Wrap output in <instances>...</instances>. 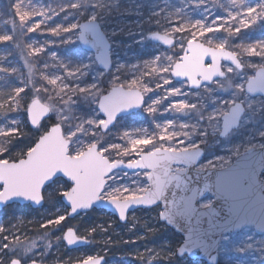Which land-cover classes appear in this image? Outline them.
<instances>
[{
  "label": "snow or ice",
  "instance_id": "obj_1",
  "mask_svg": "<svg viewBox=\"0 0 264 264\" xmlns=\"http://www.w3.org/2000/svg\"><path fill=\"white\" fill-rule=\"evenodd\" d=\"M13 13V30L18 18L21 31L29 33L63 13V22L47 31L61 44H79L84 51L68 62L60 60V74L43 75L45 84H32L31 97L27 84L9 94L7 106L25 112L27 122L0 125V205L23 200L42 206L52 199L47 189L54 178L63 179L57 192L70 207L67 215L100 202L125 221L130 207L154 208L157 222L178 236L163 250L169 264L186 257L195 258L194 264H220L221 244L244 234L246 242L236 251L245 253L253 248V231L261 237L257 247L264 254V40L232 43L242 30L264 25V0H60L55 7L15 0ZM117 16L136 19L113 27ZM116 36L154 41L175 51L145 61L144 71L137 64L130 69L113 65ZM14 39L0 35V42ZM29 47L30 56L46 51L44 46ZM56 56L52 53L54 60ZM8 72L0 67V73ZM145 76L154 78L157 89L172 85L173 78L181 87L164 88L163 96L146 99L154 89ZM170 97L182 98L162 108ZM139 109L156 121L152 130L125 129L121 143L110 142V128L123 127L121 122ZM161 111L173 118L161 123L156 120ZM52 116L50 126L41 123ZM28 125L37 135L26 151L11 155L14 141L30 135ZM98 130H103L99 136ZM241 131L250 139L231 143ZM210 147L221 148L222 154L202 161ZM117 170L130 182L118 183ZM65 220V214H58L41 227H58ZM9 230L0 225V233ZM96 232L92 228L81 237L68 227L57 239L67 246L87 244ZM4 241L9 236L0 241V264H43L51 248L46 245L38 261L35 240L27 246L19 236ZM76 264L106 261L96 253L83 255Z\"/></svg>",
  "mask_w": 264,
  "mask_h": 264
},
{
  "label": "rangeland",
  "instance_id": "obj_2",
  "mask_svg": "<svg viewBox=\"0 0 264 264\" xmlns=\"http://www.w3.org/2000/svg\"><path fill=\"white\" fill-rule=\"evenodd\" d=\"M15 0H12V8ZM32 0H24L25 4L31 3ZM39 3L45 5H51L55 7L60 0H38ZM134 0H124V3L131 4ZM213 0H210V4ZM247 3L255 4L257 0H246ZM223 3L227 4L228 0H223ZM217 14L223 15L224 12L221 9H215ZM195 18H199L198 13H193ZM17 19L18 26L15 27L13 30L12 25L10 30L5 29L3 25H0V35L9 34L15 37L12 41L7 42H0V67H8L9 72L8 74L0 73V104L5 105L3 108H0V125L11 124L14 120L23 122V118L19 115L18 111H13L9 108L8 105V96L9 94H14L13 90L16 87H26L27 95L31 97L35 92V87H40L42 84H45L46 81L42 79L43 75H59L60 72L58 71L56 65L59 63L60 60H64L68 62L73 57L77 56L79 53H82L84 49L81 45H64L61 44L59 38L53 36L49 31L48 28L56 26V24L63 22L64 14L61 13L57 16L54 20L50 21L48 25L42 26L41 30L29 33L25 28L23 31L19 28V20ZM40 19L39 17L34 18L31 23H35L36 20ZM135 16H124L115 18L113 27H122L128 21L135 20ZM211 18H209L210 22ZM134 27V25H133ZM149 35L150 33H146ZM178 37L180 34H175ZM220 36H226V33L221 32L218 34ZM114 39L117 41V44L113 48L112 54V62L113 65L116 63H123L131 68L132 64L140 65V71H144L143 65L145 61L154 59L157 54L161 56H165L171 54L175 49H166L158 44H155L152 41H145L144 43H139L136 38L128 37V36H116ZM259 40H264V25L257 24L256 26L250 29H244L241 31L240 34L232 38V43H254ZM9 43V44H6ZM32 47H40L44 46L46 51L42 52L38 55L30 56L29 52L31 51ZM52 53H57L55 60L52 57ZM256 60L257 58H252ZM45 63L48 64V67L45 68ZM114 71V68L112 69ZM127 72L128 69H125ZM139 72H137V75ZM110 76L106 77V80L109 79ZM130 78V76H129ZM145 81L149 82V86L154 89L152 93H148L146 99L151 97V99H155L159 96H163L164 88L167 87H181V84L173 78L172 85L164 86V88L157 89L155 87V80L152 77L145 76L143 78ZM31 81V82H29ZM162 83V82H161ZM32 84L35 87H32ZM10 85H14L13 88L10 89ZM51 87V86H49ZM186 90V89H185ZM25 95V94H24ZM40 98L42 102H46L47 96L43 92L40 93ZM182 97H170L168 100L164 101L163 107H167L169 103L174 100H179ZM150 102V101H149ZM5 116L7 119H5ZM173 118L172 114H164L162 111L157 113L156 120L160 121L161 123L166 122L168 119ZM53 121L55 120V116H52ZM27 120V119H26ZM155 120L153 117L150 116L147 112L140 109L139 111L135 112V115L128 116L126 120L122 121V125H117L116 127L110 128V130L106 134V138L110 142L114 143H121L119 137L122 135L125 129L132 130L136 128H147L150 131L154 127ZM49 126V125H48ZM243 127V126H242ZM246 131V130H244ZM244 131H241L237 137L231 142L236 143L241 139H250V137H245ZM101 130L97 131V136L101 134ZM214 154H222L221 148L219 147H210L205 150V155L202 158L206 160L210 158L211 155ZM118 175L122 178L118 180V183H129L128 177L124 176L123 171H118ZM63 180H56L55 183L50 185L47 189L48 192L52 193V199L49 200V203L45 210L42 211L43 215H46V218L54 219L58 214H65L67 215V209L63 207H59L57 203V189L61 186ZM18 212L23 213V215L19 216L16 215ZM27 208L17 209L16 207H12L9 210V213L12 218L15 220V225L18 223H22V219L27 217L28 214ZM110 215L108 213H105ZM148 216V215H147ZM44 217V216H43ZM150 219L153 217L152 214L148 216ZM1 218L0 217V225H1ZM100 222H104V218H102ZM114 219H116L113 215H110V219L108 223L109 226H114V231L118 230V227L114 225ZM107 220V219H106ZM85 220H80L79 222H70L66 224V227H73L74 229L78 230V234L83 237H87L88 235L85 233V229L82 228V223L85 224ZM101 224V223H100ZM102 226V225H99ZM53 233L48 236L46 239L43 237L37 238H24L21 235H17L16 231H12L9 236V241H13L15 236H19L20 241L23 242L26 246L33 240L37 243L36 249V256L34 257L38 261L41 259L40 253L45 250L46 245H51L50 250L47 251V254L43 257V263H46L48 260L51 263L57 262L60 259L63 260H77L81 258L83 255L86 254H96L99 253V247L95 244L90 245L88 248L69 251L66 249L62 240H58V237L62 236L63 229L59 231V226H52ZM104 231V230H103ZM100 231V232H103ZM247 231V230H246ZM100 234V233H99ZM254 237L252 243L253 248L248 249L245 253H238L236 251V247L240 246L241 244L246 242L245 235L241 234L240 236H233V238L226 242L222 243L220 246L219 251V262L220 264H264V254L259 251L257 247L261 237L255 231L251 233ZM101 236V234H100ZM23 237V238H22ZM3 240V237H0V241ZM91 240V239H90ZM93 241V240H91ZM100 241V240H99ZM112 256V255H111ZM61 257V258H60ZM60 258V259H59ZM155 259V255H151L144 259L140 258V261L137 264H148L149 261H153ZM144 262V263H143ZM182 262H186L187 264H194V260L185 258ZM49 263V262H47ZM106 264H135L133 260H128L124 257H110L109 260L106 261Z\"/></svg>",
  "mask_w": 264,
  "mask_h": 264
},
{
  "label": "trees",
  "instance_id": "obj_3",
  "mask_svg": "<svg viewBox=\"0 0 264 264\" xmlns=\"http://www.w3.org/2000/svg\"><path fill=\"white\" fill-rule=\"evenodd\" d=\"M13 15L12 0H0V25H3L5 29L10 30ZM17 26L18 24L16 19V27ZM9 87L11 89L14 87V85H10ZM21 95H24V93ZM18 112L23 118V122L26 123V113L23 111ZM52 122V118L51 120L48 119L44 125L50 126ZM28 128L31 129L29 125ZM36 135V131L31 129L29 136H25L17 141H14L13 145L11 146V155L17 154L22 149L26 151L27 147L32 143V139ZM48 203L49 201H46L44 207L37 210H34L28 206H22L23 209L27 208L29 212L26 218L22 219V221H19L22 223H18L16 225L14 218H12L9 213V210L12 207L21 209V206H11L1 211V225L9 228L10 230L0 233V237L2 238L5 235L8 236L12 231H16L17 235H21L24 238L43 237L45 232H47L49 234L48 236H50L54 231L52 226H48L47 228L41 227V225L47 220L46 215H43L42 211L46 209ZM57 203L59 207L64 206L59 195H57ZM150 214L153 216L151 219L148 217ZM16 215L21 216L23 213L18 212ZM155 216L156 210L154 208L150 210H137L130 214L126 224H120L117 219H114V225L118 227V230L114 231V226H109L106 224L110 219V215L104 214V212L101 210H92L87 214H83L75 219H68L66 217V220L61 223V226H59V231L61 229L64 230L67 223L85 220V224L82 223L81 225L82 228L86 230L85 233L87 235H89L88 230L97 228V232L93 233L90 239L93 240V243L100 248L99 254L105 256L106 260H109L110 257L117 256L119 258L124 257L128 260H133L135 264H137V262L140 261V258H143L145 261L147 257L150 256L149 252H152V255H155V264H169V262L164 258L165 253L163 250L168 242H174L178 239V236L170 228L166 229L161 224H159L155 219ZM102 218L105 219L103 223L100 222L103 220ZM157 256H159V259H157ZM178 264L187 263L182 262L181 260L178 262Z\"/></svg>",
  "mask_w": 264,
  "mask_h": 264
},
{
  "label": "water",
  "instance_id": "obj_4",
  "mask_svg": "<svg viewBox=\"0 0 264 264\" xmlns=\"http://www.w3.org/2000/svg\"><path fill=\"white\" fill-rule=\"evenodd\" d=\"M149 35H151V33L149 34ZM152 42H154V41H152ZM155 44H157L156 42H154ZM162 46V45H161ZM163 47H165V46H163ZM83 48V47H82ZM166 48V47H165ZM169 49V48H168ZM175 79V78H174ZM176 80V79H175ZM177 81V80H176ZM140 110V109H139ZM139 110H135V112H137V111H139ZM26 118H27V115H26ZM48 120V118L47 117H45V118H43L42 119V121H41V123L43 124L44 122H46ZM30 126V128L31 129H33V130H35L34 128H32V126L31 125H29ZM102 132H103V130H101ZM203 158V157H202ZM117 171H120V170H117ZM130 171V170H129ZM61 175V177H62V174H60ZM55 180H57L56 178H54ZM52 184V183H51ZM50 184V185H51ZM62 202H63V204H64V206L68 209V213L70 212V207H67L66 206V204H65V202L62 200ZM15 204H18V205H29V206H31L33 209H38V208H42L43 207V205H44V203H43V205L42 206H36V205H32V204H30L29 202H26V201H23V200H19V201H17V202H14V203H9L8 205H0V211L3 209V208H5V207H7V206H10V205H15ZM92 209H99V210H103L104 212H106V213H109V214H111V215H113V216H115V218L118 220V222L120 223V224H126L127 222H128V217H129V215L131 214V213H133V212H135V211H137V210H140V209H152V208H150V207H130L129 208V210L126 212V220L125 221H120L119 220V217H118V213H115L114 212V209L112 208V207H110L108 204H106V203H100V202H97L92 208H90V209H88V210H81V211H79V213L78 214H72V215H67V217L68 218H75V217H77V216H79L80 214H83V213H87V212H89V211H91ZM67 229V228H66ZM66 229L64 230V231H66ZM171 229V228H170ZM172 230V229H171ZM63 231V232H64ZM258 235H259V233H258V231H255ZM62 235H63V233H62ZM82 237V236H81ZM64 242V241H63ZM64 244H65V247L67 248V249H69V250H75V249H79V248H82V247H84V246H86V245H89L90 244V242L89 243H87V244H78V245H74V246H67L66 245V242H64ZM187 258V257H186ZM188 259H190V258H188ZM191 260H195V258H191ZM43 264H45V263H43ZM53 264H76V262H73V263H63V262H57V263H53Z\"/></svg>",
  "mask_w": 264,
  "mask_h": 264
},
{
  "label": "flooded vegetation",
  "instance_id": "obj_5",
  "mask_svg": "<svg viewBox=\"0 0 264 264\" xmlns=\"http://www.w3.org/2000/svg\"><path fill=\"white\" fill-rule=\"evenodd\" d=\"M58 180H62V179H58ZM92 244H94V243H93V241L90 240V244H89V245H86V246H84V247H82V248H80V249L88 248V247H90V245H92ZM95 245H96V244H95ZM80 249H78V250H80ZM99 255H100V254H99ZM101 256H103V255H101ZM103 257L105 258V261H107V260H106V257H105V256H103ZM47 262H49V263H47ZM47 262H46L47 264H53V263H51L49 260H48ZM57 262L73 263V262H76V260H63V259L61 260V259H60V260H58ZM57 262H54V263H57Z\"/></svg>",
  "mask_w": 264,
  "mask_h": 264
}]
</instances>
